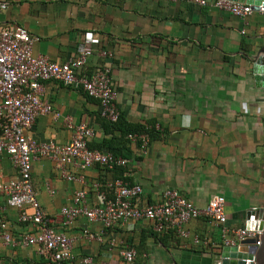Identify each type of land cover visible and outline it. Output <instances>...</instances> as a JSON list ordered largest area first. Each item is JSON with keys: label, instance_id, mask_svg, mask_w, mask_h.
<instances>
[{"label": "crops", "instance_id": "crops-1", "mask_svg": "<svg viewBox=\"0 0 264 264\" xmlns=\"http://www.w3.org/2000/svg\"><path fill=\"white\" fill-rule=\"evenodd\" d=\"M3 1L7 7L0 24L25 29L35 39L34 57L55 63L73 59L83 34L92 32L99 44L92 46L77 76L106 67L120 118L153 129L144 154L135 144L127 145L120 173L97 165L86 170L67 166L75 178L68 181L55 161L41 157L32 162L31 180L48 226L73 240L69 264H82L86 257L90 264H123L120 252L127 248L135 251L136 264H222L219 233L202 218L187 223L189 239L172 240L154 233L146 220L104 229L83 217L63 225L59 212L72 205L78 190L86 192L90 207L99 206L95 185L111 199L105 185L115 178L141 187L135 200L140 207L159 203L166 190H175L199 209L223 196L227 225L235 228L245 226L246 212L263 211L264 87L255 85L251 59L258 50L264 52V13L240 19L212 5L168 0ZM39 99L50 104L52 113L38 116L24 132L37 144L68 143L73 130L64 118L72 126L92 128L88 146L111 137L101 126L98 102L79 88L46 81ZM16 175L2 153L0 181ZM0 216L13 240L34 232L17 222L14 209L5 208ZM193 235L209 237L214 246L192 244ZM6 263L48 264L31 248L0 241V264Z\"/></svg>", "mask_w": 264, "mask_h": 264}, {"label": "built area", "instance_id": "built-area-1", "mask_svg": "<svg viewBox=\"0 0 264 264\" xmlns=\"http://www.w3.org/2000/svg\"><path fill=\"white\" fill-rule=\"evenodd\" d=\"M168 1L202 8L212 5L240 19L254 12L251 5L230 0ZM6 7L7 3L0 0V12ZM258 8V12H262L263 6ZM34 41L22 27L0 24V155H8L17 174L14 180L0 181V200L2 198L4 201L3 206L0 205V212L5 208L14 209L17 222L34 230L33 233L24 234L19 240H13L8 233L7 221L0 216V241L10 247L31 248L39 259L48 264H69L72 259L73 240L64 234L56 233L48 226V219L36 200L31 180L32 162L41 157L49 158L55 161V167L61 175L72 181L75 178L68 174L67 166L86 170L97 165L111 171L125 167L126 160L110 152L89 149L88 143L94 136L92 128L86 124L72 126L69 118H64V122L72 128L73 133L70 141L64 145L37 144L24 132L32 126L38 116L52 113L50 104L39 99L41 84L46 81L79 88L86 96L98 102L100 117L111 124L117 122L120 113L115 105L116 93L111 88L109 70L106 67L98 68L90 76H77V72L91 55L92 46L99 44V39L92 32L83 34L75 57L63 63L34 57L31 52ZM53 116L58 118L59 114L53 113ZM127 139L130 143L138 145L143 154L150 142L149 135L145 133L129 134ZM105 186L112 198H106L105 194L99 191V186L95 185L97 198L101 202L95 207L87 204L84 190L76 191L72 205L60 209L62 224L69 225L77 218L83 217L89 222H99L104 229H110L120 222L146 220L151 223L155 233L172 231L177 238L187 240L190 238L187 223L202 218L210 230L219 233L220 251L224 247L239 246L247 239H254L255 246H260L261 230L227 225L226 200L223 196H214L204 208L199 209L175 190H166L161 202L140 207L135 203L142 192L139 185L115 179ZM254 220L259 219L256 217ZM84 235L92 238L87 231ZM95 240L101 242V237ZM191 242L201 247L214 246L209 237L198 235H193ZM135 256V251L130 248L120 252L123 264H136ZM244 262L254 264L255 259L246 258ZM90 263L91 259L88 257L82 260V264Z\"/></svg>", "mask_w": 264, "mask_h": 264}, {"label": "water", "instance_id": "water-1", "mask_svg": "<svg viewBox=\"0 0 264 264\" xmlns=\"http://www.w3.org/2000/svg\"><path fill=\"white\" fill-rule=\"evenodd\" d=\"M234 2L245 3L251 5L254 12H258L259 6H263L262 12H264V0H230ZM252 74L254 77L255 85L264 87V52L258 50L251 59ZM259 220L255 221V218ZM245 227L251 230H261L260 246H255L254 239H247L241 242L239 246L224 247L221 251L222 264H246L244 260L246 258L254 257V264H264V210L254 211L250 210L245 214Z\"/></svg>", "mask_w": 264, "mask_h": 264}, {"label": "trees", "instance_id": "trees-1", "mask_svg": "<svg viewBox=\"0 0 264 264\" xmlns=\"http://www.w3.org/2000/svg\"><path fill=\"white\" fill-rule=\"evenodd\" d=\"M101 126L103 127L104 134L111 135V137L108 139H103L99 145L92 146L89 145V149L92 150H98L101 152H110L114 156H119L124 158V151H128L127 145L130 144V141L127 139V135L134 134V133H145L149 135L150 138H152L153 135V129L147 128L143 126H134L126 124L122 118H118L117 122L111 124L104 119L101 118ZM138 147V145H136ZM139 148V147H138ZM114 173L121 172V168H114ZM119 179V178H115ZM114 179V180H115ZM155 233V232H154ZM159 236H165L172 240H174L177 236L174 232L169 231L166 233H156ZM220 249V248H219Z\"/></svg>", "mask_w": 264, "mask_h": 264}]
</instances>
